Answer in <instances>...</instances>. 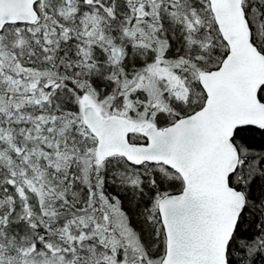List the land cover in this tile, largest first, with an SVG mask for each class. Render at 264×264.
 <instances>
[{"label":"snow or ice","instance_id":"6c2138e0","mask_svg":"<svg viewBox=\"0 0 264 264\" xmlns=\"http://www.w3.org/2000/svg\"><path fill=\"white\" fill-rule=\"evenodd\" d=\"M0 264H264V0H0Z\"/></svg>","mask_w":264,"mask_h":264}]
</instances>
